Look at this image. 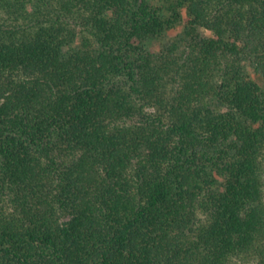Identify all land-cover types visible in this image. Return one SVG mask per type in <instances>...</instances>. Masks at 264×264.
Here are the masks:
<instances>
[{"label": "trees", "instance_id": "1", "mask_svg": "<svg viewBox=\"0 0 264 264\" xmlns=\"http://www.w3.org/2000/svg\"><path fill=\"white\" fill-rule=\"evenodd\" d=\"M0 264H264V0H0Z\"/></svg>", "mask_w": 264, "mask_h": 264}, {"label": "rangeland", "instance_id": "2", "mask_svg": "<svg viewBox=\"0 0 264 264\" xmlns=\"http://www.w3.org/2000/svg\"><path fill=\"white\" fill-rule=\"evenodd\" d=\"M155 5L164 7L167 12L173 7V4L175 3L176 0H153ZM168 14V13H167ZM182 32V26H180L177 30L174 31H170L168 32L162 40H159L155 43H152V45L150 46L151 48H153L154 50H159L160 47L168 42L169 40H171L173 37H175L176 35L180 34Z\"/></svg>", "mask_w": 264, "mask_h": 264}]
</instances>
